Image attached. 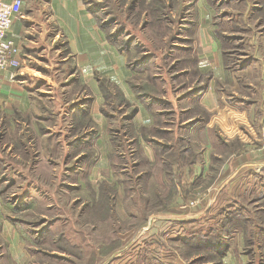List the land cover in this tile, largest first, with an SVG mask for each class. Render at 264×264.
Wrapping results in <instances>:
<instances>
[{"label":"rangeland","instance_id":"1","mask_svg":"<svg viewBox=\"0 0 264 264\" xmlns=\"http://www.w3.org/2000/svg\"><path fill=\"white\" fill-rule=\"evenodd\" d=\"M208 1L199 28L201 2L104 0L101 71L62 36L31 62L34 109L0 122V203L23 225L24 264H223L228 253L227 264H264V0ZM206 26L226 80L256 65L240 90L226 85L231 106L251 110L237 136L208 126L197 102L213 70L187 37ZM211 232L215 243L228 232L217 254L201 249Z\"/></svg>","mask_w":264,"mask_h":264},{"label":"crops","instance_id":"2","mask_svg":"<svg viewBox=\"0 0 264 264\" xmlns=\"http://www.w3.org/2000/svg\"><path fill=\"white\" fill-rule=\"evenodd\" d=\"M125 1L135 7L137 3L138 5H144L151 0ZM192 2L195 5H200L201 2L208 11L207 13L205 11V15L202 16L200 10L199 19L196 21L199 28L203 23H207L209 26L214 3L208 0H189L188 3ZM103 3L104 0H23L21 15L15 18L12 28L7 35L24 48L22 53L23 64L20 67L0 71V122H2V126L4 119L12 118L14 120L13 115L15 112L24 113L34 109V85L30 78L34 79L37 77L40 70L31 62H35L36 57L47 54V50L50 48V45L47 43L48 40L57 41L60 36L65 37L68 42V48L77 55L78 61L89 63L87 71L92 72L93 69L101 71L102 57L100 62H98L97 50L101 41H103L102 23L104 22V17L102 11L98 12V9L103 7ZM208 26H206L207 28L202 27L201 32L196 31L194 35L191 34V36L187 37L191 40L198 39L203 48L197 49V47L192 46L186 53L190 55L192 51L194 56L195 54L198 56L199 63H205V66L200 67L203 72L213 70L203 88L194 92L197 96L196 98H198L197 102L206 106L210 111L211 117L208 121V126L214 127L219 125L227 136L233 137L242 133L238 131V124L240 122H243L251 129V118L249 117L251 110L249 108L243 110L241 106H231L227 100V95H229L228 89L234 88L232 90H240V82L238 83L237 81L239 72L242 73V76L243 74L248 76L253 72L256 65L247 66L240 69L238 73H232V82L226 80V76L229 73L223 63V51L218 45L217 34L214 32L216 28L210 30ZM187 28L190 31L187 34H190V27ZM195 33L197 36H195ZM57 49L59 50V48ZM211 59L216 62V65L211 63ZM219 80H221V83L225 81L223 86L219 85ZM236 83L239 84L240 88L237 89ZM186 98L188 97L185 94L182 97L177 95L175 102L181 104V99L185 100ZM150 106H154V104L150 103ZM139 113L143 114V118L146 117L144 123L146 121L148 124L153 122V118L151 115L147 116L141 104L136 113L137 117ZM32 119L34 120V118ZM3 134L5 133L0 131V138L3 137ZM6 134L8 135L7 130ZM3 158L0 155V167ZM232 165L233 163L230 164V168H232ZM204 170L205 167L202 169V173L204 172L203 176H205L206 171ZM6 207L7 204L2 206L0 203V264H24L23 225L20 222L18 223V219H8L9 212ZM231 258L232 256L228 253L223 264H227Z\"/></svg>","mask_w":264,"mask_h":264},{"label":"built area","instance_id":"3","mask_svg":"<svg viewBox=\"0 0 264 264\" xmlns=\"http://www.w3.org/2000/svg\"><path fill=\"white\" fill-rule=\"evenodd\" d=\"M23 0H0V71L10 70L22 63L21 45L9 38L15 18L21 15Z\"/></svg>","mask_w":264,"mask_h":264},{"label":"trees","instance_id":"4","mask_svg":"<svg viewBox=\"0 0 264 264\" xmlns=\"http://www.w3.org/2000/svg\"><path fill=\"white\" fill-rule=\"evenodd\" d=\"M202 88L203 87L197 88V90H201ZM233 217L229 216V219H232ZM227 233L228 232L222 233L221 240H220L221 243H222V241L225 238ZM211 235H213L212 232L209 234L206 233V236H208V237L206 238L207 240L205 241V243H207V244H205L201 249L208 252V253H211V254H215V253L217 254V251H219L221 249V243L220 242L215 243V241L211 242V239H210ZM197 238H198V233L192 232V235L184 238V240L186 241V243L188 245H193V244H195V241L197 240ZM220 264H222V262Z\"/></svg>","mask_w":264,"mask_h":264}]
</instances>
